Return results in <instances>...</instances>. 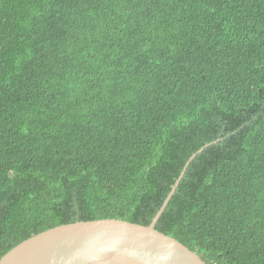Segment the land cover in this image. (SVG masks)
<instances>
[{
	"label": "trees",
	"instance_id": "16d2710c",
	"mask_svg": "<svg viewBox=\"0 0 264 264\" xmlns=\"http://www.w3.org/2000/svg\"><path fill=\"white\" fill-rule=\"evenodd\" d=\"M195 154L156 229L264 264V0H0V260L150 225Z\"/></svg>",
	"mask_w": 264,
	"mask_h": 264
},
{
	"label": "water",
	"instance_id": "95a60500",
	"mask_svg": "<svg viewBox=\"0 0 264 264\" xmlns=\"http://www.w3.org/2000/svg\"><path fill=\"white\" fill-rule=\"evenodd\" d=\"M197 154L186 163L150 225L104 219L59 226L24 241L0 264H207L183 243L156 229Z\"/></svg>",
	"mask_w": 264,
	"mask_h": 264
}]
</instances>
